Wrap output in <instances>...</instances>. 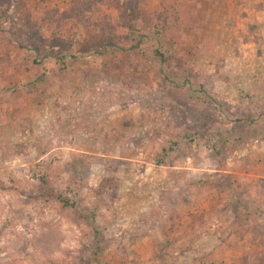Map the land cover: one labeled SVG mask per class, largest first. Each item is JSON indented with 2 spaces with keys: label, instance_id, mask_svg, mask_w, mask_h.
<instances>
[{
  "label": "rangeland",
  "instance_id": "1",
  "mask_svg": "<svg viewBox=\"0 0 264 264\" xmlns=\"http://www.w3.org/2000/svg\"><path fill=\"white\" fill-rule=\"evenodd\" d=\"M0 264H264V0H0Z\"/></svg>",
  "mask_w": 264,
  "mask_h": 264
}]
</instances>
